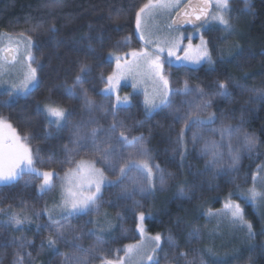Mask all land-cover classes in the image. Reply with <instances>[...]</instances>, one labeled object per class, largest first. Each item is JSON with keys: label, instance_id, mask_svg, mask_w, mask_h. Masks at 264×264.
<instances>
[{"label": "snow or ice", "instance_id": "obj_1", "mask_svg": "<svg viewBox=\"0 0 264 264\" xmlns=\"http://www.w3.org/2000/svg\"><path fill=\"white\" fill-rule=\"evenodd\" d=\"M213 4L216 9L215 13L209 11V6ZM229 4L230 0H203L196 6L192 5L191 0L187 5H182L181 0H147L135 13L136 34L141 42L139 48L123 52L124 48L129 47L130 38L126 37L123 43L118 42L113 46L114 51H110L104 57L97 54V49L93 47L92 40L89 38L86 58L90 57L97 61L114 62L115 64L109 74L101 73L99 76V83L102 87L99 88L97 94L103 98L102 102L96 103L90 99L87 91L82 88L85 83L89 82L92 74V68L86 61L79 64V71L72 84H64L62 87L68 98L81 101L83 111L87 114V123L99 124L95 116L97 112L102 113L106 119L111 117V122L107 129L93 127L86 135L84 134L83 119L81 123L73 126L76 139L74 147L65 151L67 159L61 162L67 165V171L63 176L49 167L53 162L52 157L47 160L42 159L41 149L33 150L30 147V137L18 134L12 123L7 118L0 116V186L15 185L23 179L25 174H28L33 176L34 180L27 181L25 187L34 184L40 194H46L56 187L54 181L61 182L64 191L61 202L52 208L45 206L43 212L47 215L48 222L44 225L37 224L36 227L37 233L42 229L50 233L47 237L49 250L55 251L58 255H64L59 253L56 245L61 242L68 243L65 234L73 232L70 219L81 215H91L93 212L98 215L103 199V190L107 186L119 187L126 198H132L130 193L135 192H139L142 196L153 195L157 187L156 181L161 189L166 185L164 171L159 164L155 163L148 147L147 138L143 133L134 135L133 129L127 126L123 120L117 118L120 112L128 111L134 106L132 94L120 95L122 81H131L133 92L143 86L142 104L145 119L153 118L156 113L167 111V114L173 116L176 123L182 124L179 132L175 134V147L173 148V152L179 156L180 167L184 166L187 159L189 143L195 147L197 143L203 142L200 155L206 158V169L223 167L221 149L226 146L229 157L228 170L237 172L241 163V155L239 149L233 148L232 140L235 138L239 141L248 153H252L262 143L255 133L244 129L243 110L241 111L240 124L233 126L222 122L218 128L209 127L215 124L218 118L216 113L211 111L213 101L216 98L231 100V89L245 91L243 84L234 83V78L226 77L223 80L214 81L215 89L209 93L199 86H190L188 80H185L181 87H173L170 78V70L173 68H176L177 71L184 69L185 72H195L204 63L214 66L215 61L209 50V41L204 38V35H200V43L194 46L192 36H185L179 29L183 24H192L199 32L211 20L221 25L222 31L230 32L232 25L228 19L231 11ZM245 4V11H250L251 5L248 0H245ZM48 7H55V5L49 4ZM169 9L175 10V18L165 29L153 31L144 24L146 15L150 16L154 12L168 11ZM35 30L34 28L33 31ZM49 31L55 33L57 30L53 25ZM19 37L23 38L25 43L24 71L19 82L12 83L6 90L7 95L13 98L31 95L42 83V65L32 52L33 38L31 34L25 33H20ZM7 39L10 42L13 40L11 36H8ZM97 39L102 50L105 39L103 36ZM185 40H187V44L184 43ZM20 42L17 40L16 47L9 46L7 48L8 55L4 56V59L11 60L13 64L20 62L16 59V56L19 55ZM56 43L58 45L59 41ZM4 51L5 49L0 48V52ZM4 75L3 67L0 66V79ZM95 87L93 82V88L95 89ZM257 94L264 95V92ZM177 96L184 98L179 104L176 102ZM188 97H194V99L189 100ZM35 113L37 116H42L45 122L57 131L63 129L74 115L73 111L53 99L51 89H49V95L45 97L42 106L37 103ZM221 118L226 119L223 114H221ZM136 123L137 126H142L144 121ZM193 126L197 128V132L193 133L189 141L186 138V133ZM205 130L212 135L218 133L220 141L205 138L202 134ZM51 135V132H46L45 139ZM81 139L85 142L81 143ZM225 141H227L226 145ZM82 152L85 156L92 158L99 156V162L103 166L97 167V162L94 159L78 160L77 157ZM45 168H49V170H43ZM189 170L191 171L190 165ZM106 172L115 176L116 181H110ZM168 175L172 176L171 173ZM36 180L39 181L38 184L35 183ZM125 181L128 183L125 184ZM247 183L248 181L245 180L244 185ZM261 184H264V165H258L256 171L251 175L250 187L235 184L234 191H230L224 197L222 209L215 212L209 209L206 215L227 218L233 225H238L241 230H245L249 239H253L255 235L253 224L247 219L244 205L251 204L257 210H264V190L261 189ZM193 187L195 185L179 187L180 196L185 197L186 189L191 191ZM237 199L243 203L237 202ZM143 209L144 205L133 199L131 212L136 231L140 236V243L126 245L122 250L123 255H119L121 250L117 249V255L112 259L103 258L102 264H129V258L137 257L139 264H159L157 257L158 250L161 248L162 235L160 233L154 236L147 235L145 224L152 217V212L149 210L146 213ZM34 215L38 220L41 213L36 212ZM31 223V217L12 213L8 215L7 225L0 224V226H14L18 230H23L24 224ZM103 231L104 228L97 224V231L86 233L96 239L95 253L103 251L102 246L105 240L102 235H98V232ZM188 235L189 241L199 240L198 230L190 232ZM81 238V236L73 235L72 246L77 252L85 255L66 257L64 264H86L85 256L89 254V250H85L75 243ZM144 240L151 242L150 248L144 246ZM12 243L16 245L15 240ZM32 243L26 239L19 242L17 246L21 251L15 253L13 264H25V258L29 262L31 261V253H24L22 250ZM166 243L169 247H177L176 240L171 233L166 237ZM40 250H44L43 243ZM209 251L211 252V250ZM180 258H185V254L180 253L178 259ZM185 264H193V262L187 261L185 258Z\"/></svg>", "mask_w": 264, "mask_h": 264}, {"label": "trees", "instance_id": "obj_2", "mask_svg": "<svg viewBox=\"0 0 264 264\" xmlns=\"http://www.w3.org/2000/svg\"><path fill=\"white\" fill-rule=\"evenodd\" d=\"M146 2L147 0H0V28H13L30 33L34 40V55L42 65L41 85L23 100L25 104L22 107L25 113L33 120H31L32 125H26L24 130L26 129L31 132L32 129L39 128L43 131V129L48 126L42 116L36 115L35 110L37 103H40L42 106L45 97L49 95V89L53 91V99L67 109L72 100H78L68 98L62 85L72 84L79 71V64L81 62L86 61L92 68L89 82L85 83L82 88L87 91L90 99H96V97H98L97 92L99 90L96 91V88H93V82L98 86L100 74L110 73L112 71V63L97 61L90 57L86 58L85 53L88 52L89 38L92 40L93 47L97 49V54L104 57H106L110 51L114 50L113 46L118 42L123 43L126 37L130 38L129 47L124 48L123 51L131 48L130 46H136L139 40L135 32V13ZM249 3L251 5V10L241 16L242 20L237 31L238 39L235 41V45H233V51L231 49L227 51L226 57H224V54L223 58L215 60L213 67L203 65L195 72H185L184 69H180L179 71H177L176 68L171 69L170 78L173 82V86L177 85L181 87L184 81L188 80L190 86H199L206 92L212 93L215 89L214 81L223 80L226 77H232L234 78V83L245 84L244 86H246L249 80H244L242 76L244 74H252L255 71L249 66H246L242 71L239 63L247 60L252 61V64L257 63L261 56V52L264 51V0H250ZM49 4H54L55 7L50 8L48 7ZM53 25L57 30L55 33L49 31L50 27ZM34 28L36 29L35 31H33ZM101 36L105 39L102 50L97 39ZM57 41H59L58 45L56 43ZM212 50L214 49L212 48ZM182 99L184 98L177 96L176 102L179 104ZM249 104L247 109L243 111V127L246 131L255 133L259 138L262 143L258 145V149L264 154V100L258 99L252 104ZM133 105L134 106L131 107L130 110L120 112L118 117L120 116L122 120H126L127 116H131L136 117L139 121H144L142 128L145 127V129L143 132L144 135L145 132L151 135V142L148 147L154 157L155 163L160 165L164 174L167 175L169 172L176 178L174 181H166L168 184L164 189H160L158 181H156L157 187L154 194L151 196H144L140 201V203L144 205L143 210L146 213L149 210L152 212V217L146 222L147 231L152 234L160 233L163 235L164 244L160 252V257L165 258L170 252L169 246L166 243V237L169 233L174 235L177 249H180V245H183L186 241V234L191 231L195 223L202 222L205 218V212L209 209L217 211L222 208L224 197L227 196V189L231 183L226 175L219 177L217 175H212L211 177L205 174L204 178L206 180L202 179L200 182L201 186L192 188L191 191L186 189V196L181 197L178 191L179 187L192 185V182L195 180L194 177H196V175L192 176V174L195 171H202L204 162L198 160V158H196L197 156H193L191 160L188 153L184 166L180 167V160L178 159L177 161L175 157L172 156L173 153H170L172 148L175 147L174 141L162 143L159 138L163 132L162 128L170 127L172 132H174L173 135L175 140V131L177 129L176 127H172L173 116L168 115L167 111H165L157 113L153 118L145 119L142 110L137 108V102H133ZM19 106L20 104L14 107V112L20 111V109L18 110V108H20ZM219 106L218 104V107ZM233 110L234 112H241L239 110V103ZM22 114L15 115L18 117V120L23 122V118L26 114L23 115V117ZM238 116L240 117L241 115ZM76 117H78V115L75 116V118ZM74 132L75 130L72 125L68 126L66 130H63L62 135H60L63 140H60L61 143L68 137L73 138V141H75L76 136ZM53 134V136L45 139V145H50L51 150L52 148L54 150L62 145L59 142L52 145L47 143V141L52 140L55 136H59L57 133ZM73 141L71 139V145H73ZM40 146L43 147L42 144H40ZM63 146L67 148V145ZM164 148L169 151L168 154L162 151ZM70 149L72 148L70 147L69 150ZM164 155L167 156V159L166 157L164 161L159 159L163 158ZM166 164L167 167L165 169ZM98 165L102 166L101 163H98ZM189 165L192 166L191 171L189 170ZM252 169L253 168H248V165L242 166V176L249 178L253 172ZM187 170L190 171V175L187 173ZM114 187L115 186H107L103 196L105 193L109 195V192H111ZM1 189L0 210L3 211H0V224H3V222L8 219V214H6V212H11L14 209L12 205L17 202V199L19 201L20 197L18 196L20 195L12 191V189H15L12 185ZM231 191H234V189ZM31 192L33 193V197H40V195H37V192ZM102 206L103 216L95 214L92 217L97 218V223L104 228L103 232H98L99 235H102L104 239L108 241V244L104 245L106 247L113 246V251L116 252L117 249L120 250L118 242H116V237L119 238V236L116 232L107 235L105 233L106 223L114 222L117 227L121 229L120 226L123 227L127 220H122L121 214L123 213L116 215L118 213L113 210H117L118 208L110 201V198L105 199V203L103 201ZM245 207L246 211L250 212L248 215L249 220L255 221L256 215L251 212L250 206L246 205ZM91 215H82V222H87H83V224H88L89 230L92 229L97 231L93 226L97 224L93 219H89ZM100 217L103 218L102 222L100 221ZM31 218L32 223L29 225L25 224L23 230L14 231L11 227L5 230V226H0L1 260L8 258L7 263H9V260L13 257V254H10V247L16 246L12 241H16L17 239L21 241V235L23 239H29L33 242L31 249L27 251V253H31L32 259L30 262L27 259L26 261L28 263L26 264H52L58 256L62 257L66 254L65 246H68L67 243L61 242L56 245L59 253L64 254L58 255L55 251L49 250L47 247V237L50 233L44 229L39 233L36 232L37 224H47L48 220L45 215L42 213L37 220L33 214ZM129 218L130 230L133 233L134 240H136L133 214ZM188 226L191 228L187 229ZM40 235H42V237ZM37 238H39L40 243L34 248V241ZM111 240L113 241L111 242ZM42 243L44 244L43 251L40 250ZM104 258H107V256ZM96 259L99 258L96 257ZM251 262L252 264H264V254L256 255L252 258ZM0 264H2V262H0ZM9 264L12 263L10 262Z\"/></svg>", "mask_w": 264, "mask_h": 264}, {"label": "rangeland", "instance_id": "obj_3", "mask_svg": "<svg viewBox=\"0 0 264 264\" xmlns=\"http://www.w3.org/2000/svg\"><path fill=\"white\" fill-rule=\"evenodd\" d=\"M188 1L189 0H181V4L185 5ZM248 1L250 2V0ZM211 6H212L211 12L215 13L216 9H215L214 4ZM229 7L231 11L228 15V19L232 25V30L230 32L222 31L221 30L222 26L219 25L217 22L211 21V20H209L208 24L205 25L203 28H201L199 32L196 29H189V30H184L181 28L179 29L181 32H183L185 36H192V43L194 46L200 43L199 37L201 34H203L204 38L207 41H209L208 46H209V50L211 51L214 61L219 60L220 58H223L224 54H225L224 57H226V54L228 53L227 51H230L231 49L233 51L234 49L233 45H235L234 43L238 39L237 31H238L239 24L241 23V20H242L241 16L245 13H248V11H245V8H246L245 0H230ZM174 16H175V10H171V9H169L168 11L160 10V11L152 13L150 16L146 15L144 18V24L147 25L153 31H156L157 29L163 30L166 28L168 24L172 22ZM135 32H136V28H135ZM20 33L30 34L23 30H16L13 28H0V48L5 49L4 52H0V66L3 67L4 73H5L4 77L0 79V116L7 118L8 121L12 123V125L16 128L18 134H20L21 136L28 135L30 137L31 139L30 147L33 150L37 148L41 149L40 155L42 159L47 160L49 157H52L53 162L50 164L49 167L52 170H55L56 172H58L61 176H63L64 172L67 171V165L61 163L67 159L65 155V151L69 150L70 147L71 148L74 147V141H73L74 139L70 137L64 139V142L61 143V141L63 140L61 139L60 135H62L63 130H66L68 126L70 125L74 126L78 123H81L83 119L85 123L84 134L86 135L87 133L91 131L93 127H100L102 129H107L108 124L111 122V117H108L106 119L102 113L97 112L95 116H96V119L99 121V124L98 125L89 124L87 123V114L83 111L82 103H80L79 100H72V102H70L69 104L70 106L68 107V109L73 111L74 115L68 121V123L63 127V129L57 131L54 127H50L46 123L48 126H46L43 129V131L40 130L39 128L32 129L31 132L27 131L26 129L24 130V127L26 125H32V121H33L32 118L25 113V110L22 107L25 104L23 100H25L26 97H19V98L9 97L6 91L12 83L19 82V80L22 78L23 71H24L23 53L25 51V43L23 42V38L19 37ZM8 36H11L13 38L12 42H10L7 39ZM17 40L21 41L19 44V55L16 56V59L20 62L13 64L11 60L4 59V56H5L4 53L7 52L6 50L9 46L16 47ZM138 40H139V37H138ZM184 43L187 44V40H185ZM140 44L141 42L139 41L136 46L134 47L130 46L131 48H128L127 50L125 51L122 50V51L127 52L130 49L139 48ZM212 48L214 50H212ZM32 52L34 55V44H33ZM260 55L261 56L258 59L257 63L252 64V61L250 60L239 63V65L242 68V71L244 70L246 66H249L250 68H253L255 72L249 75L244 74L242 76L244 80H249V82L245 81L247 82L246 86H244L246 89L245 91L234 89L232 90L231 100H225L223 98H216L213 101V107L211 111L215 112L218 118L215 124L209 127L218 128L220 127L222 122L225 124H231L233 126H236L237 124L241 123V116L240 117L238 116V115H241L240 111L242 110L244 111L245 109H247L248 104L249 103L252 104L255 100H258V99L264 100V95L257 94L260 92H264V51H262ZM203 65L209 66L206 63L202 64L201 66ZM114 67H115V64L114 62H112V70L114 69ZM209 67H213V66H209ZM100 87H102V85H100L99 83V85L95 87L96 91H98ZM173 87H179V86L174 85ZM128 94L133 95L134 97L133 102L135 103L137 102L138 104L137 108L141 109L142 112H144L143 104H142L143 86H141V88L138 89L136 92H133V89L131 87V81H122L120 95L124 96ZM102 99L103 98L100 95H98L96 99H92V100H94L96 103H101ZM187 99L191 100V99H194V97H188ZM238 103H239L240 113L234 112L233 110L234 107L238 105ZM19 104H20L19 106L20 108H18V110L20 109V111L14 112L13 110L14 107L18 106ZM218 104L220 105L219 107H218ZM185 108H186V105H185ZM15 114H19V115L22 114V117L23 115L26 114L25 117L23 118V122L21 120H18V117H16ZM221 114H223V116L226 117V119H222ZM77 115L78 117L75 118V116ZM117 118L122 120L120 116ZM126 120H123V121L125 122L127 126L133 129L134 135H140L141 133H143L144 135L143 130L145 129V127L142 128L143 126H137L136 122L139 120H137L136 117L127 116ZM172 122H173L172 127H176L177 129L175 133L179 132L180 128L182 127V124L176 123L174 121V118ZM162 131L163 132L159 137L162 143H166V142L168 143V142L174 141V135H173L174 132H172V129L170 127L162 128ZM45 132H51L52 133L51 136L54 135L53 133H57L59 135L58 137L55 136L52 140L47 141V143L52 145L54 143L59 142L62 145H60L58 148H55L54 150L52 148L51 150L50 145H45L46 144ZM196 132H197V128L193 126L190 131H187L186 138L189 139L190 141L191 136L193 135V133H196ZM202 134L205 136V138H210V139L220 141V136L218 133L216 135H212L205 130ZM144 136L148 140V145H150L151 135L145 132ZM71 139L73 141L72 142L73 145H71V142H70ZM82 143H83V139H82ZM224 143L226 145L227 141H225ZM40 144H42L43 147L40 146ZM63 145H67V148ZM232 146L234 149H239L240 155H241V163L239 166V171L237 172H229L228 170L229 157L227 154L226 146L221 149L223 153V161H222L223 167L214 168V169L213 168L206 169L205 167L206 158L200 155V149L203 147V142L197 143L195 147H193L192 144L189 143V146H188L189 158L192 160L193 156L194 157L197 156L196 158H198V160H202L204 162L203 170L194 172L196 173V177H194L195 180L192 182V185H195V187L193 188L201 186L200 182L202 181V179L206 180L204 178L205 174H208L211 177L212 175H215V176L217 175L218 177L226 175L231 183V185L227 189L228 193L232 189L235 188V184L244 185L245 180H247L248 183L244 186L245 187L251 186V176L249 178L242 176V166L248 165V168H253L252 169L253 170L252 174H253L256 171L258 165H264V158H263L264 154L260 152L258 148L254 150L252 153H248L243 148L242 144L239 141H237L235 138L232 140ZM165 150L166 148L162 149L163 152H166V154H168L169 151L167 150L165 151ZM170 153L171 154L173 153L172 156L175 157V159L178 161L179 156L173 152V148L170 151ZM165 157L167 159L166 155H164L163 158H159V159L164 161ZM77 159L78 160L79 159H94L97 162V167L103 166V165L102 166L98 165V163H100L99 156H97L96 158H92L89 156H85L82 152L81 155L77 157ZM166 167H167V164L165 166V169ZM43 170H49V168H45ZM187 173L190 175L189 170H187ZM105 174L108 175V179L110 181H113V182L116 181L115 176H112L108 174L107 172ZM168 174L167 175L164 174L166 181L168 180L174 181L176 179L175 177H173V175L170 177ZM192 176L194 175L192 174ZM30 180H34V177L28 174H25L23 179H21L15 185H12V187L14 186L15 188L14 190L12 189V191L15 193H18L20 195L18 197L20 198H19V201L17 199L16 200L17 202L14 205H12L14 209L11 212L9 211L6 212V214L10 215L12 213H16L20 216L27 215L31 217L36 212L44 214L43 209L45 208V206H47L48 208H52L54 205L59 204L61 202L62 196L64 195V191L61 187V182L59 180L54 181L56 184V187L52 191L46 194H40L37 191L34 184L30 185L29 187H25V183ZM35 183L38 184L39 181L36 180ZM127 183L128 181H125V184ZM167 184L168 183L166 182L165 186H167ZM6 186L8 185H4L0 187L3 188ZM260 187L262 190H264V184H261ZM1 188H0V193L2 192ZM104 190H103V193H104ZM31 191L37 192V195H40V197H37V196L33 197V193ZM109 193H110L109 195L105 193V195L103 196L102 202L104 201L105 203V199L110 198V201L114 205H116V207L118 208L117 210H113V211L119 214L123 213L121 214L122 220L123 221L127 220V221H126V224L124 223L123 227L120 226L121 229H119L116 223L114 222L106 223L105 233L107 235L114 234V232L118 234L119 238L116 237L117 241L116 240L115 241L118 242V246L120 247V250H121L119 252V255H123L122 250L126 245L140 243V236H139V233L136 231V225L134 228V234L136 236V240H134L133 233L130 230V220H129L130 218L129 217H131V215L133 214L131 212V205L133 203V199L140 202L142 197L144 196H142L139 192H135V193H130L132 198H126L125 194L121 192L119 187L112 188V191ZM0 195L2 196V194ZM237 202L243 203L239 199H237ZM247 205L250 206L251 212L256 215L255 221L249 220L248 215L250 214V212L246 211V207H245L246 205H244L247 219L255 226V227L253 226L254 233H255L253 239H249L247 232L245 230H241V228L238 225H233L227 218L209 216V215H206L207 212H205L204 213L205 218L202 220L201 223L199 222L195 223V226H193L192 228L190 226L187 227V229L191 228L190 232H194L196 230L199 231V240L193 239L189 241L188 234L190 232H188L185 236V239H186L185 243L183 245H180L181 248L177 249V247L175 248L169 247L170 252L165 258L160 257V252L164 244V238H163V235L161 234L162 235L161 248L158 250V257H157L159 260V264H185V258L187 261H192L193 264H201V261H203V264H223V263L225 264L226 263L227 264H252L251 262L252 258H254L258 254H264V231H262V229H264V210H257L251 204H247ZM25 209H27V211H25ZM102 211H103V206L101 203L98 215H102ZM95 214L96 213L93 212L91 217ZM45 217L47 218V215H45ZM91 217L89 219H93V221H95V223L98 224L97 218L95 217L91 218ZM82 219H83L82 215L78 217H72L70 219L73 232L65 234V239L68 241L67 243L68 246H65L66 254L62 257L58 256V258H56L52 264H64L66 257L85 255L84 253L77 252L73 248L72 246L73 235L81 236L82 238L79 241H75V243H78L83 249L89 250V254L85 256L86 264H102V259L104 257L107 256L108 259H112L115 255H117V252L113 251V246L106 247L104 245V244H108V241H106L107 239H104L105 243L102 246L103 251L99 253L94 252V247L96 245V239L93 236L86 235V233L93 232L96 230H92V229L89 230L88 224L87 225L83 224L84 221L82 222ZM100 219H101L100 221L102 222L103 218L100 217ZM84 223H87V222H84ZM3 224L7 225V221H4ZM39 225H43V224H39ZM93 226L95 227V229H97V225H93ZM8 227L13 228L14 231H18V229L14 226H5V230H7ZM145 230L148 236H154L155 234H157V233H153V234L149 233L146 229V224H145ZM40 236L42 237V235ZM21 238L23 239L22 235H21ZM39 238L35 239L34 248L38 246V243H40ZM112 241L113 240H111V242ZM19 242H20V239H17L16 246L10 247V254H13V257L9 260V263L11 262L13 264L15 253L18 251H21L17 246ZM143 244L146 248L151 247V242L148 240H144ZM31 245L26 246L25 249H23L22 251L24 253H27V251L31 249ZM209 250H211V252ZM180 253H184L185 258L178 259ZM96 257L99 259H96ZM1 259L2 257H0V262H2V264H9L7 263L8 258H6L5 260L4 259L1 260ZM26 260L27 258H25V264L28 263ZM129 264H139V258L138 257L135 259L129 258Z\"/></svg>", "mask_w": 264, "mask_h": 264}, {"label": "water", "instance_id": "obj_4", "mask_svg": "<svg viewBox=\"0 0 264 264\" xmlns=\"http://www.w3.org/2000/svg\"><path fill=\"white\" fill-rule=\"evenodd\" d=\"M202 2H203V0H191V3L193 6H196L197 4H201ZM188 3H189V1L185 5H187ZM189 11H191V9H189ZM209 11L211 12V5L209 6ZM174 18H175V16H174ZM197 24H199V22H197ZM180 28L184 29V30H189V29H194L196 27L192 24H183V25H181ZM4 55L6 56V55H8V53L5 52ZM7 60H9V59H7Z\"/></svg>", "mask_w": 264, "mask_h": 264}, {"label": "bare ground", "instance_id": "obj_5", "mask_svg": "<svg viewBox=\"0 0 264 264\" xmlns=\"http://www.w3.org/2000/svg\"><path fill=\"white\" fill-rule=\"evenodd\" d=\"M211 9H212V6H211ZM194 29H196V28H194Z\"/></svg>", "mask_w": 264, "mask_h": 264}]
</instances>
